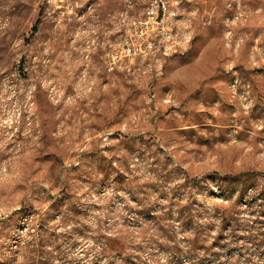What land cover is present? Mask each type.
<instances>
[{
  "label": "rangeland",
  "instance_id": "374dc122",
  "mask_svg": "<svg viewBox=\"0 0 264 264\" xmlns=\"http://www.w3.org/2000/svg\"><path fill=\"white\" fill-rule=\"evenodd\" d=\"M148 1L0 0V264H264V0L108 73Z\"/></svg>",
  "mask_w": 264,
  "mask_h": 264
},
{
  "label": "built area",
  "instance_id": "2783aa9c",
  "mask_svg": "<svg viewBox=\"0 0 264 264\" xmlns=\"http://www.w3.org/2000/svg\"><path fill=\"white\" fill-rule=\"evenodd\" d=\"M186 1L149 0L139 18H131L130 9H126L120 22V40L115 42L114 48L107 55V62H113V69L106 71L112 74L118 68H125L128 74H132V71L144 74L146 72L142 71V67H135L138 66L137 62L143 61L156 63L157 68L155 48L165 47L163 38L181 37L178 30ZM51 2L70 12L74 9L72 0H48V3ZM147 71L150 73L152 70Z\"/></svg>",
  "mask_w": 264,
  "mask_h": 264
},
{
  "label": "crops",
  "instance_id": "0c3cea01",
  "mask_svg": "<svg viewBox=\"0 0 264 264\" xmlns=\"http://www.w3.org/2000/svg\"><path fill=\"white\" fill-rule=\"evenodd\" d=\"M118 29H119V27H118ZM117 40V39H116Z\"/></svg>",
  "mask_w": 264,
  "mask_h": 264
}]
</instances>
